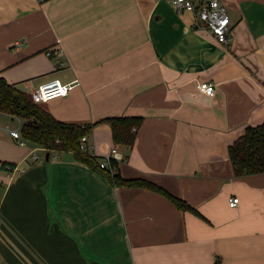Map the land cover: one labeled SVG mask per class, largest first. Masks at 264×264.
Returning a JSON list of instances; mask_svg holds the SVG:
<instances>
[{
	"label": "crops",
	"instance_id": "1",
	"mask_svg": "<svg viewBox=\"0 0 264 264\" xmlns=\"http://www.w3.org/2000/svg\"><path fill=\"white\" fill-rule=\"evenodd\" d=\"M217 1L228 45L171 0H0V76L27 95L71 84L39 104L61 122L141 117L131 146L105 123L87 146L99 163L116 148L121 178L199 214L114 186L73 152L20 145L6 130L23 119L0 112V264H264V173L236 178L228 155L264 123V0Z\"/></svg>",
	"mask_w": 264,
	"mask_h": 264
},
{
	"label": "trees",
	"instance_id": "2",
	"mask_svg": "<svg viewBox=\"0 0 264 264\" xmlns=\"http://www.w3.org/2000/svg\"><path fill=\"white\" fill-rule=\"evenodd\" d=\"M0 112L17 115L23 119L24 123L20 129L23 140L42 147L48 152H73L77 160L103 173L112 185L145 188L164 195L178 210L191 211L199 215L184 201L171 196L152 182L143 179L125 180L121 178L118 174L116 161L110 160L109 166L101 169L99 161L95 157L85 155L79 149L81 138L91 135L93 128L100 123L110 126L112 141L115 145L131 146L134 142L135 132L142 122L141 117H109L82 125L61 122L53 118L39 104L34 103L30 95L20 92L1 76ZM228 155L236 178L264 173V123L246 127L243 136L229 146Z\"/></svg>",
	"mask_w": 264,
	"mask_h": 264
},
{
	"label": "built area",
	"instance_id": "3",
	"mask_svg": "<svg viewBox=\"0 0 264 264\" xmlns=\"http://www.w3.org/2000/svg\"><path fill=\"white\" fill-rule=\"evenodd\" d=\"M174 7L178 11H191L194 14L196 26L206 29L215 40L222 45H228L229 42V30H230V19L227 14L226 7L221 5L217 0H210L208 2L201 3L200 5H195L192 0H171ZM19 43L16 42V45ZM61 53L60 49L56 47L49 48L45 54L48 57H56ZM72 85H63L57 80L49 81L39 87H37L31 93V99L36 104L45 103L51 99L64 97L71 90ZM197 89L200 93L212 96L214 94V87L209 83H199ZM14 117H19L17 115H11ZM21 118V117H19ZM7 133L20 145L24 144L21 139L19 130H6ZM90 135H85L81 138L79 149L85 155L93 156L91 149L87 146V141ZM129 147V146H127ZM36 148L32 149L33 159L38 157L35 155ZM57 154V151H54ZM94 157V156H93ZM114 160L117 163L121 160L116 148L111 149V151L100 161L99 167L105 169L109 166V161ZM6 170L9 173L14 171H19L16 166H6ZM114 171V169H112ZM238 204V198L232 197L229 200V206L235 207Z\"/></svg>",
	"mask_w": 264,
	"mask_h": 264
}]
</instances>
